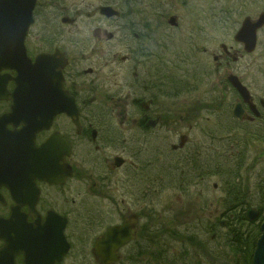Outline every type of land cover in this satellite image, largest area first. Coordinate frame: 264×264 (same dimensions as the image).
<instances>
[{"label":"flooded vegetation","instance_id":"obj_1","mask_svg":"<svg viewBox=\"0 0 264 264\" xmlns=\"http://www.w3.org/2000/svg\"><path fill=\"white\" fill-rule=\"evenodd\" d=\"M36 1L35 23L31 27L32 42L28 43L33 44L31 55L34 58L39 53H48L61 58L60 63L64 67L61 68L63 87L60 90L66 93L64 101L69 102L72 97L79 111V126L71 115L60 112L54 116L48 131L38 133L36 144L42 147L56 133L63 137L70 146V155L66 161L72 169V178L79 174L82 183L93 182L91 187L94 190L89 189L87 193L96 194L100 201L116 202L118 192L111 187L115 181L127 182L125 190L130 193L138 194L139 190L142 191L147 202L149 195L155 193L157 196L162 176L159 168L153 167V161L161 157L140 158L139 161H134L133 157L143 156L142 152L147 148L168 145V138L178 134H181L179 141L183 139L188 145L189 136L176 130L180 123L194 121L203 112L210 111L218 115L221 110L230 111L235 120L232 110L238 101L242 103L243 110L250 114L253 113L252 107L261 106L263 98L255 96L248 84L245 86L250 91V101L229 85L227 79H221L223 73L229 75L234 71L233 60L226 52L222 51L224 55H218L217 61L214 59L216 65L210 61L200 62L201 54L207 56L213 53L205 46L212 36L207 28L199 26L180 31V18L184 17V12L180 10V0H75V3L73 0ZM108 7L114 8L118 14H104L101 8ZM173 16L177 17V24L171 26L169 20ZM36 27L38 33H34ZM55 29L57 35L50 31ZM230 49L241 55V48L233 46ZM0 105L5 107V111H10V102L4 101ZM259 109L261 117L258 121V117L253 118L257 126L264 124V109ZM87 150H95L102 153V156L92 158ZM255 151L264 153V150ZM179 161L183 164L184 157ZM223 169L224 166L220 173H223ZM72 178L63 185H50L38 178L29 184L36 187L41 195L37 206L43 221L47 211L54 210L43 206L45 201L48 202L46 189L62 188ZM1 190L9 200V205L11 199L7 190ZM259 198L264 200L262 196ZM117 207L125 216L120 220L122 222L130 215H137L139 238L129 243V250L133 249V245L137 246L136 253H140L141 249L144 252L146 250L143 242L147 240L140 238V229H150L149 222H154L152 227H159L160 220L170 212L167 210L166 214L164 209L157 212L153 207L157 215L155 218L151 215L148 223H145L142 221L145 209L137 213L132 205L120 207L117 203ZM24 208L28 209L29 206ZM5 209H9V206ZM60 215L67 218L68 226L70 215ZM96 220L87 224L92 230ZM198 220L197 225L194 222L190 225L191 229L195 225L196 228H208L215 225V221L223 226L228 225V220L225 224L218 219L212 221L199 217ZM220 230L224 232L222 228ZM226 230H229L228 226ZM213 235L215 239L217 234ZM192 239L200 256V238L193 234ZM178 250L180 257L186 256V249ZM120 253L126 257L125 249ZM210 255L219 256L217 252H210L205 257ZM219 257L224 259V255Z\"/></svg>","mask_w":264,"mask_h":264},{"label":"water","instance_id":"obj_2","mask_svg":"<svg viewBox=\"0 0 264 264\" xmlns=\"http://www.w3.org/2000/svg\"><path fill=\"white\" fill-rule=\"evenodd\" d=\"M35 5V0H0V74L3 69L17 72L14 78L9 75L0 77V101L6 97L15 101L13 111L0 116V187L19 188L21 185L25 189L35 178L45 179L50 184H62L73 174L66 161L70 146L60 136L53 135L42 148L26 152V143L29 141L32 146V139L38 131L48 130L58 113L71 115L77 125L79 120V111L72 97L69 102L64 101L66 93L57 86L59 77L55 63L60 59L56 55L42 54L33 62L27 55L25 40L34 21ZM175 19L173 17L170 22L175 23ZM263 25L264 14L258 21L251 16L244 19L235 40L245 45L247 53L256 50L257 32ZM231 57L235 61L238 59L235 55ZM229 78L239 91L245 90L239 78L233 74ZM10 80L15 82L13 93L7 88ZM61 93H64L63 96ZM238 117L241 118L240 112ZM9 124L21 125L22 128L13 133L8 129ZM19 141L25 144L22 150L16 151ZM18 207L13 208L9 218L0 217V240L3 242L0 264H17L19 257L23 259V264H56L63 261L70 249L64 237L67 219L52 211L44 224H28V217ZM136 219L135 216L129 217L125 225L109 228L97 240L96 254L105 264L117 261L119 247L136 236ZM261 228L263 233L255 247L253 264H264V223Z\"/></svg>","mask_w":264,"mask_h":264},{"label":"rangeland","instance_id":"obj_3","mask_svg":"<svg viewBox=\"0 0 264 264\" xmlns=\"http://www.w3.org/2000/svg\"><path fill=\"white\" fill-rule=\"evenodd\" d=\"M72 2L75 3V0ZM179 4L182 6L180 10L184 12V17L180 18V31H187L188 27L193 28L195 26L202 27L203 29L207 28V30L210 31V36H212V38L206 45H203L209 47L210 52H213V55L211 53L207 56L201 54L200 59L205 62L210 61L212 65H216L214 62V56L223 54V50L219 46L220 43L232 46L236 45L234 41V34L243 19L248 15L253 18H257L259 14L264 11V0H180ZM136 20L139 19L136 18ZM66 27H68V25L62 28V31ZM50 31L53 33L55 32L53 35H57V29H55V31ZM35 32H39L38 27L35 28L34 33ZM43 32H45V29ZM30 39H32L31 36L28 39V43L31 41ZM30 48V50L33 51V44L30 45ZM235 67L239 76L241 75L246 80V83L249 84L252 89V93L257 97L260 96V98H264V30H261L260 32L259 49L250 53V55H244L243 59L240 63L236 64ZM233 70L235 71V69ZM221 79L225 81L226 78L224 73L222 74ZM212 81L215 82V79L212 78ZM0 110L2 111V107H0ZM230 122V116L226 117L225 120L217 118L216 115H213V112H203L199 120H197V123L193 122L194 124L191 129H189L188 123H180L176 129L182 134H187L190 138L188 146L185 147V149L179 150L177 153H172V144H179V135L172 136L168 138V145L162 147L163 150L159 151L154 148H147L142 152L144 154L148 153L147 156L140 155L133 157V160L139 161L141 160L140 158L143 159L152 157L153 155L151 153L156 152H158L160 156L176 155L177 158H179V154L180 156H186L188 151L195 149L202 143L210 141L211 134L219 135L220 137L222 134H225L226 131L223 130L220 125L229 124ZM254 128L250 127L248 132L250 134L254 133ZM109 151L113 152L114 150ZM254 151L247 152V154H249V160L245 161V163L249 162L251 166L254 165V169L252 170L253 172L250 173V182L253 190L256 188V184L264 180V158L262 162L257 161L254 163L257 154L254 153ZM86 152H89L92 155V158L102 156V153L100 154L95 150L92 152L87 150ZM128 157L130 158L131 155H128ZM168 159L169 162H167ZM168 159L158 160V165L160 164L158 170L161 169V171H164L165 177L168 181H170V183L173 182V184L169 187L157 188V196L155 193L149 195L148 202L145 201L142 191L140 192L139 190L138 194L135 192L130 193L125 190L127 182L122 183L116 181L115 185H111V187L114 188V191L118 192L115 199L116 202L114 203L108 200L100 201V197L96 194L87 193L89 189L94 190V188L91 187L93 182L88 181L87 184V182L83 181L82 183L79 174L77 177H73L69 180L67 182L68 184L62 186V188H47L46 195L48 202L45 201L43 206L45 208H50L51 210L54 209L59 214L66 213L70 215V222L68 224V229L66 230V237L70 242L71 248L65 256L64 261L58 264H101L100 261L97 260L98 257L94 256V243L96 238L102 232H105L108 226L117 225V223L122 222L120 220L124 219L125 216L117 209V203L120 207H123L124 205H132V209L137 213L138 211H143L145 209L142 214V221L145 223H148L151 215H153V218L156 217L157 213L153 212V207L156 211H162V209H164L166 214L168 212L167 208H169L168 210L170 212L167 217L162 219L163 226L161 229L160 227H152L154 222H149L150 229H147L145 232L146 238L144 237V234H141L140 238L142 239L144 237L145 239H143L147 240L146 242H143V244H146L145 252L144 249H141L142 251H140V253H136L137 246L135 245H133L132 250H129L130 247H126V257L121 258L116 264H125L128 261L127 259L130 257L131 261L138 264H158L155 258L150 255L152 250L156 251V254L160 255L159 258L164 260V256H161L162 254L158 253L164 248L161 246V243L155 245L159 246L160 250L154 249V242H156V240L152 239L154 238L153 231L156 233L154 228L160 230L157 238L158 240L172 243L176 242L174 235L178 236L173 231L177 227L185 225L187 221L194 220V222H198L199 217L201 219L209 218L212 221H214V219L221 221L229 220L227 215L223 216V214L227 211L224 204L229 202L230 197L226 194L227 192L223 191L221 178L209 175L210 178L207 179L208 184H204L201 180H198L191 184V187L189 188L190 193L187 194L182 189H179V187L175 184V178H173L170 167V160L174 158ZM81 170H83V167H81ZM183 171L184 170H182V173L185 177ZM188 172L191 173L189 169ZM121 176L122 174L119 173V177ZM131 182L134 181L132 180ZM215 183L218 184V189L213 186ZM0 214L7 215L8 212H4V210L0 209ZM92 220H96V222L92 224L94 227L93 230L87 225L89 224V221ZM155 222L159 224L157 221ZM217 223L219 222H216V224ZM247 224L252 230V227H257L261 224V219L258 218L257 221L247 220L244 226H247ZM220 228L224 230L225 227L220 225ZM211 239H214V235L211 236ZM140 243L142 244V242ZM169 255L166 257V260L169 259ZM184 258V255H182V257L178 258V262L179 260L183 262ZM201 258L207 263L217 264V262H215L216 260L211 255L210 257H204L202 254L200 259ZM147 259H150L151 262H146ZM129 264L134 263L130 262Z\"/></svg>","mask_w":264,"mask_h":264},{"label":"trees","instance_id":"obj_4","mask_svg":"<svg viewBox=\"0 0 264 264\" xmlns=\"http://www.w3.org/2000/svg\"><path fill=\"white\" fill-rule=\"evenodd\" d=\"M204 82V79H202ZM218 118L226 120V117H231V122L229 124H221L220 127L226 131L225 134L219 135L211 134L210 141L202 143L200 146H197L195 149L190 150L185 155L179 154V158L176 155L165 156L166 159L174 158L170 160V167L172 171H176L178 177L175 178V184L181 188V186L189 189L191 182L194 181L197 173H201L207 169L212 174L220 176L223 183V190L225 189L226 194L230 197L229 202L224 204V207L227 208L224 215L228 217V229L229 230H220V224L215 221V225H211L208 228L197 227L196 225L191 229L190 226L185 223L181 227H177L173 232H175L178 237H175L176 242L167 243L163 240H158V235L154 233V249L160 250V244L164 247L161 251L165 255L164 260L159 258L160 256L154 255V258L158 264H177L178 261L177 253L173 249L184 248L186 249V256L182 264H210L203 259L198 258L197 247L193 245L192 235H197L199 240V245L201 251H207L212 253H218L219 256L224 255V264H252V255L254 252V245L256 243V237L259 235L260 225L257 227L249 228L244 226L247 222L246 211L249 205H258L259 206V217L264 221V200L259 198L260 196L264 197V180L256 184V188L253 190L251 188L249 170L245 167L246 155L244 151H250L251 145L256 142V149L264 148V124L257 126L255 125L254 133L250 134L245 129V125H241L238 121L233 120L231 112L228 110H221ZM163 146H158L154 148L155 150H163ZM219 149V152H218ZM231 152V153H230ZM238 152V153H237ZM174 153V152H172ZM153 156H160L158 152L151 153ZM148 153L143 154L147 156ZM152 156V157H153ZM184 157L183 165L180 162V158ZM159 160V159H158ZM158 160L153 161V167L159 168ZM263 160H261L262 162ZM169 162V159L168 161ZM180 163V167H178ZM224 166L223 173H220L221 168ZM189 169L193 172L191 175L183 176L182 170ZM161 183L160 187L165 188L173 184L170 183L165 177L164 171L160 169ZM245 212V214H244ZM154 214V213H153ZM161 225L160 229L163 226L162 220H160ZM188 222V221H187ZM166 226V225H165ZM246 228L250 229L248 233L245 232ZM156 232H160L159 229L154 228ZM231 231V232H230ZM229 232V233H228ZM190 233H192L190 235ZM217 234L215 239H211L213 234ZM222 233H226L222 235ZM219 237V238H218ZM215 242V243H214ZM174 244V245H173ZM170 246V247H169ZM172 247V248H171ZM172 252V254H170ZM170 254V255H169ZM169 255V259L166 260V257ZM135 263L128 260L125 264Z\"/></svg>","mask_w":264,"mask_h":264}]
</instances>
